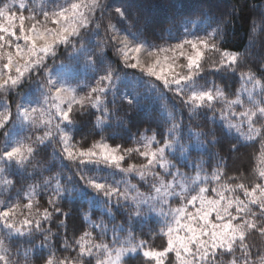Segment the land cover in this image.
Returning <instances> with one entry per match:
<instances>
[{"label": "snow or ice", "instance_id": "obj_1", "mask_svg": "<svg viewBox=\"0 0 264 264\" xmlns=\"http://www.w3.org/2000/svg\"><path fill=\"white\" fill-rule=\"evenodd\" d=\"M236 7L201 12L161 45L114 0H0V264H264V57L252 65L247 51L224 46ZM257 31L264 10L251 19ZM61 48L67 63L56 65ZM129 76L131 90L122 88ZM34 79L38 96L21 97L13 113L9 97ZM139 87L171 111L162 105L148 127L109 142L114 124L131 127ZM85 120L91 128L78 141ZM48 147L75 170L53 166L41 181L34 169L13 196L9 169L27 171ZM89 166L110 169L113 181ZM81 197L89 203L69 233L64 202ZM137 223L152 227L138 238Z\"/></svg>", "mask_w": 264, "mask_h": 264}, {"label": "trees", "instance_id": "obj_2", "mask_svg": "<svg viewBox=\"0 0 264 264\" xmlns=\"http://www.w3.org/2000/svg\"><path fill=\"white\" fill-rule=\"evenodd\" d=\"M114 2L126 4L131 9L134 18L137 20V27L140 33H142L150 42L161 45H165L171 37L179 36L183 32L184 26L190 20L199 19L201 12L211 18L213 16H219L225 12H232L233 7L237 6L233 17H226V19H230V23H228L225 29L226 35L224 46L234 51H247L252 65L258 63L261 57H264V34H261L259 31L255 33L250 32L251 19H254L255 13L264 10V0H114ZM207 23L208 20L205 19L200 23V27H206ZM214 59L215 57L209 54L208 62L211 63ZM61 61L67 63V53H65L63 48L60 49L55 64L59 65ZM50 67H53L51 62ZM91 76V71L84 69L82 66L77 73V77L81 83H87ZM206 78H215L216 82L222 86L224 84L231 86L234 83L232 79L221 81V79L213 76L212 73H208ZM124 86H127L129 90H131L136 86V82L131 76H129L122 85V88ZM236 86L239 87L238 84ZM139 91L142 93V99L139 109L133 110L130 113L129 120L131 127L117 126L114 124L109 132L105 133L106 136H111L109 142L123 143L129 139V130L132 133H135L138 128L142 130L143 127H148L154 122L155 118L162 115V105H165L168 110L171 111V103L162 101L155 95L146 94L144 87H139ZM38 94L39 88L35 79L31 83H26L23 89L20 90V95L13 93L9 97L12 101L13 113H15V104L21 101V97L24 99H32L38 96ZM2 103L3 101L0 100V104ZM187 122V114L185 113V123ZM198 122L199 121H193V124ZM78 124L80 135L76 136V140L79 141L81 135H87L89 133L91 126L87 120L83 123H79L78 121ZM39 134V132L36 133V135ZM23 135L28 136L32 135V133L25 131ZM2 143L3 137L0 136V144ZM214 151L219 152L220 150L217 148ZM252 151L253 149L251 148L247 149L248 153H251ZM221 154L223 155L224 153ZM66 163V161L60 160L59 157L55 155L52 147H48L37 155L33 164L28 167L27 171L17 168L9 169L8 178L15 181V186L11 189L12 195L15 196L17 190L21 186H27L34 182L33 177L30 175L33 173L34 169L37 172L35 179L41 181L44 176L52 174L46 169L52 168L53 166L57 171H62L65 176L71 174V171L75 170V166L71 165L69 168H66ZM243 163H247L246 158ZM40 172H42L43 175H40ZM87 174L94 175L97 179H107L109 182H112L114 178V174L110 169L92 170L91 166H89ZM119 178V175H115L116 180H119ZM73 183H76L75 178ZM133 183H136V180H133ZM141 190L145 191L146 189L142 188ZM0 193H3L0 195V200H3L7 196V193L3 192L2 186H0ZM88 203L89 202L85 197L64 202V210L71 214L68 219L69 233H71L74 224L79 222V213L82 211V206H85ZM97 211H99V209H97ZM121 215H123V211L117 210V223H119V216ZM17 219H23V216H18ZM93 219H98V217H93ZM105 220L107 222L108 218L105 217ZM135 227L137 228L136 235L139 238V229L142 228L143 231L147 233L152 225L147 223H137ZM56 230L54 224L53 231ZM109 235H111V233H109ZM37 243H39V241H37ZM157 243H159V241H157ZM257 243H259V241H257ZM21 247H23V245ZM13 259H15V257H13ZM125 259L127 264H141V260L138 257H126ZM21 264H23L22 259Z\"/></svg>", "mask_w": 264, "mask_h": 264}]
</instances>
